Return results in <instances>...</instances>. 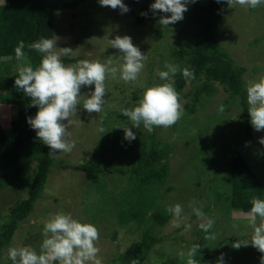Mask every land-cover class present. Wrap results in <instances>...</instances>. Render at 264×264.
<instances>
[{"label":"rangeland","instance_id":"obj_1","mask_svg":"<svg viewBox=\"0 0 264 264\" xmlns=\"http://www.w3.org/2000/svg\"><path fill=\"white\" fill-rule=\"evenodd\" d=\"M144 1L136 0L135 13ZM123 2L126 4L127 0ZM125 13L119 8L101 6L97 0H83L73 10L54 12L57 47L72 49L67 54L60 48L54 49L60 58H81L103 64L111 61L110 66L118 67L122 58L120 51L111 46V39L128 35L146 59L135 81L119 79V72L115 79L110 74L106 75L105 101L99 113H89L82 108L91 86L81 88L78 111L63 121L69 134L66 139L74 142V147L67 153H52L46 145L50 155L59 162H67V166L54 168L48 176L31 217L19 225L7 249L0 254V263L11 262L7 258L9 247L30 246L39 252L44 238V223L53 214L65 212L95 225L99 232L96 241L98 256L102 264H107L117 253L139 241L142 229L147 226V215L158 207L169 213L170 218L155 232L164 240L153 247L152 255L160 259V264H177L178 260V264L187 263L186 259L193 255L192 242L205 233L199 228L204 220L192 212L193 207H198L214 220L210 232L215 233L216 238L207 239L206 247L210 250L217 248V257L223 253L226 264H261L264 252L251 243L242 244L239 248L232 246L233 243L251 241L255 225L250 222L249 213L236 208L227 211L225 207L216 208L215 204L220 203L217 199L229 195L230 159L235 149L242 154L264 187V145L259 143L260 138H264V129L256 131L252 128V137L246 136L239 101L231 98L218 84L214 85L215 92L211 96L200 97L195 113L186 112L184 105L191 103L193 93L203 82L202 78L186 83L183 93L187 96L178 99L182 115L175 124L154 126L152 132L141 125L132 129L136 133L135 139L131 142L124 140L123 127H131L123 114L124 109L134 107L145 88L163 82L156 73L165 70L166 63L179 69L181 63L175 51L186 49L187 44L195 40L194 27L185 28V12L183 19L165 26L160 23V17L170 13L157 10L151 21L139 27L134 25L133 17H126ZM218 33L222 47L230 53L235 65L245 68L246 85L264 76V5L256 8L228 5ZM55 36L52 39H56ZM78 61L67 65H75ZM221 105L223 111L219 110ZM15 113L12 105L0 107L2 128H9ZM152 136L158 142V150H168V159L161 162L168 161L164 183L155 186L152 181L143 183L135 175L121 176L109 172L112 167H130L135 160V149L140 154L145 153ZM93 153H98L96 159L100 162V169L109 170L108 173H84L72 168L90 160ZM127 190L133 196L125 194ZM24 197L25 194L18 190H0V224L5 220L8 209ZM177 203L183 209L178 227L168 211ZM207 208L211 210L206 211ZM185 224H191V227L181 229ZM220 241H223L222 245L217 246ZM153 261L156 259H147L143 264H154Z\"/></svg>","mask_w":264,"mask_h":264},{"label":"trees","instance_id":"obj_2","mask_svg":"<svg viewBox=\"0 0 264 264\" xmlns=\"http://www.w3.org/2000/svg\"><path fill=\"white\" fill-rule=\"evenodd\" d=\"M82 2L83 0H6L4 6L0 7V107L12 105L16 110L9 122V128L4 129L0 125V190L9 188L25 194L24 198L8 209L5 220L0 224V254L7 249L19 225L31 217L53 169L67 166V162H59L50 155L46 144L35 136V131L26 123V117L33 116L37 108L30 105V99L22 91L17 90L14 79L23 65L29 62L33 67L38 65L41 54L28 48L27 45L41 37L53 38L56 32L53 26L54 12L63 9L73 10ZM152 2L153 0H145L140 4L138 13H135L136 0H127L126 17H133L135 26H143L151 21L154 14L150 9ZM227 8L226 0L220 2L192 0L188 3L184 16L185 28L194 27L195 40L192 44H187L186 49L175 51L181 64L174 76V87L180 99L187 96L183 93V89L188 81L194 83L203 78L202 84L193 93L191 103L184 105L186 112L193 114L197 110L200 97L211 96V93L215 92L214 85H220L231 98L239 101L245 134L251 138L252 126L249 120L244 78L246 70L235 65L230 53L222 47L219 40L218 26L223 21ZM21 40L25 43L26 56L17 59L14 49ZM256 42L255 40L253 43ZM80 59L61 58L65 65ZM184 68L190 69L193 75L182 76L180 70ZM167 151L158 150V142L152 136L145 153L140 154L139 150L135 149V160L130 167H112L108 171L121 176L135 175L143 183L152 181L157 186L164 183L163 180L168 175V161L161 163L162 160L168 159ZM97 154L93 153L90 160H85L72 168L84 173H108L100 169V162L96 159ZM89 179L93 180L90 176ZM229 183V195L217 199L220 203L215 204L216 208L225 207L227 211L229 208H236L249 213L252 199L264 197L261 181L236 149L231 153ZM124 193L133 196L130 190ZM97 208L101 209V207ZM209 210L211 208L206 209ZM169 218V213H164L159 207L154 209L147 215V226L142 229L139 241L131 243L125 251L117 253L107 264H134V262L143 264L147 259H156L153 263L160 264L158 263L160 259L152 255L151 250L155 245L163 242L164 238H158L155 232L157 228L163 227ZM185 225L181 229L185 228ZM206 235L204 233L202 237L192 242V248L193 245H199L200 248L198 251H193L194 256L186 259L187 263L180 264H190V261L193 264H212L217 259V248L210 250L206 247ZM222 243L223 241H220L217 246ZM176 262L178 264L179 260Z\"/></svg>","mask_w":264,"mask_h":264},{"label":"clouds","instance_id":"obj_3","mask_svg":"<svg viewBox=\"0 0 264 264\" xmlns=\"http://www.w3.org/2000/svg\"><path fill=\"white\" fill-rule=\"evenodd\" d=\"M97 2L101 6L119 8L122 12L128 11V6L123 0ZM189 2L190 0H153L150 9L153 12L159 10L160 13H170L160 17V23L167 26L183 19ZM5 3L6 0H0V7ZM226 3L256 8L264 5V0H226ZM56 41L57 37L56 39L41 37L27 45L41 54V59L36 67L30 62L20 67L14 85L30 99V105L37 108L33 116L26 117V123L35 131V136L43 141L52 153H67L74 147V142L66 139L69 134L63 121H67L70 115L78 111L81 88L91 86L83 100L82 108L89 113H99L105 101L106 75L110 74L115 79L119 72V79L125 82L135 81L143 68L146 56L132 43L130 36L118 35L111 39V46L120 51L122 58L118 67L110 66L111 61L103 64L89 60H80L75 65H65L60 54L54 49L60 48L64 54L70 53L72 49L57 47ZM24 48V41H19L14 49L17 59L25 58ZM164 67L165 70H158L156 73L163 82L145 88L137 104L124 109L123 114L131 124V127H123L124 140L131 142L136 138L133 128L138 129L143 125L145 130L152 132L154 126L169 127L180 119L182 106L174 87V76L178 68L168 63ZM180 71L184 77L193 75L188 68ZM246 101L249 105L248 113L252 128L256 131L264 129V76L246 85ZM219 110L223 111V105L219 106ZM259 143L264 145V138H260ZM168 211L175 218L174 224L178 227L183 212L182 206L177 203L170 206ZM192 212L197 218L204 220L199 224V228L207 234L206 239L214 240L215 233L210 232L214 220L207 217L198 207H193ZM249 216L250 222L255 225L251 241L233 243L232 246L239 248L242 244L251 243L264 252V199L255 197L252 199ZM185 227L190 228L191 224H186ZM42 233L44 238L39 252L30 246L9 247L7 258L11 264H102L98 256L99 248L96 246L99 232L92 223L75 219L70 213L57 212L44 223ZM199 248V245H193L192 250L198 251ZM190 264L193 262L190 261ZM212 264H226L224 254L219 253ZM261 264H264V260Z\"/></svg>","mask_w":264,"mask_h":264}]
</instances>
